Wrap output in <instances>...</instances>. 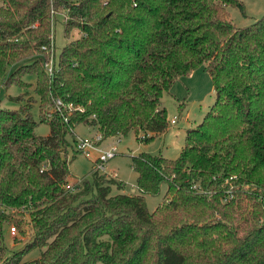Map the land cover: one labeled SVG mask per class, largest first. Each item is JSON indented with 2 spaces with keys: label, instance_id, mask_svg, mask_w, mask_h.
I'll return each instance as SVG.
<instances>
[{
  "label": "trees",
  "instance_id": "1",
  "mask_svg": "<svg viewBox=\"0 0 264 264\" xmlns=\"http://www.w3.org/2000/svg\"><path fill=\"white\" fill-rule=\"evenodd\" d=\"M227 6L244 9L239 0H0V85L33 74L40 100L38 122L30 103L0 108L1 264H264V14L236 27ZM58 9L64 36L80 35L49 75ZM200 66L215 99L179 155L131 157L141 193L166 184L153 211L142 194L112 193L118 181L94 165L92 182L68 181L77 125L101 143L130 131L149 142L168 127L162 95ZM39 123L48 135L36 134ZM7 226L27 237L9 257ZM35 247L40 256L22 261Z\"/></svg>",
  "mask_w": 264,
  "mask_h": 264
},
{
  "label": "rangeland",
  "instance_id": "2",
  "mask_svg": "<svg viewBox=\"0 0 264 264\" xmlns=\"http://www.w3.org/2000/svg\"><path fill=\"white\" fill-rule=\"evenodd\" d=\"M239 1H242L244 5L243 11L236 6L226 7L229 19L236 27L248 26L264 14V0ZM63 15L60 9L55 12L52 22L51 44L44 51L45 69H47V65H52L54 68L61 48L70 39L77 38L80 35L77 29H73L69 39L64 36ZM33 58H24L12 66L11 69L31 62ZM22 81L24 83L22 86L17 84L0 85V108L19 109L21 105L30 103V113L33 119L38 122L40 100L34 92L35 76L33 74H25L22 76ZM214 99L215 91L209 73L203 66H200L190 74L177 78L169 88V91L162 95V106L166 109L168 120V127L163 133L155 136L149 142H144L140 140V135L130 131L125 136L111 137L103 141V144L100 143V148L107 149L110 146H115L117 151L113 158L104 163L105 169L99 172L118 181L119 184L111 186L112 193L142 194L148 210L153 211L164 200L166 184L161 185L156 195L141 193L136 186L137 174L132 168L131 157L139 153H149L169 159L176 158L183 145L185 131L188 128L195 127L202 121ZM180 106L182 109H180ZM35 132L38 135L46 136L50 133V128L46 123H39L35 127ZM74 133L76 137L86 138H91L98 134L95 128L84 124L77 125L74 128ZM95 157V152H91L89 155L76 153L73 156V152L69 150L68 181L72 184L81 183L84 179L92 182V159ZM11 228V226L5 228L4 244L7 249L5 257L11 256L13 252L21 248L27 238L25 235H20L17 230L13 233ZM42 250L43 248L35 247L24 254L22 261L38 258ZM2 260L3 257L0 259V264ZM95 264L103 263L98 261Z\"/></svg>",
  "mask_w": 264,
  "mask_h": 264
},
{
  "label": "built area",
  "instance_id": "3",
  "mask_svg": "<svg viewBox=\"0 0 264 264\" xmlns=\"http://www.w3.org/2000/svg\"><path fill=\"white\" fill-rule=\"evenodd\" d=\"M46 71L48 72L49 75H51L53 73L52 65H47ZM56 103L60 105V100H57ZM101 139L102 137L100 133L94 135L91 138L77 137L75 144L76 150L79 151L81 154L89 155L91 152L96 153V157L93 159V165H94V169L99 172L100 170L103 171L105 169L104 163L107 162L109 159L113 158L117 154L115 146H110L107 149L100 148ZM66 188L71 189L72 186L66 185ZM11 231L13 232L14 228H11Z\"/></svg>",
  "mask_w": 264,
  "mask_h": 264
},
{
  "label": "crops",
  "instance_id": "4",
  "mask_svg": "<svg viewBox=\"0 0 264 264\" xmlns=\"http://www.w3.org/2000/svg\"><path fill=\"white\" fill-rule=\"evenodd\" d=\"M102 144H103V142H102ZM94 159V158H93ZM93 159H92V164H93Z\"/></svg>",
  "mask_w": 264,
  "mask_h": 264
}]
</instances>
